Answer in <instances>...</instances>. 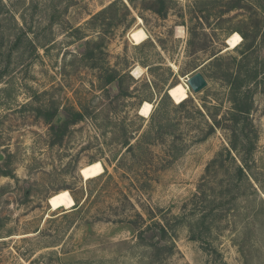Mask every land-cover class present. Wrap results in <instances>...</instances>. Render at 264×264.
<instances>
[{"label": "rangeland", "instance_id": "374dc122", "mask_svg": "<svg viewBox=\"0 0 264 264\" xmlns=\"http://www.w3.org/2000/svg\"><path fill=\"white\" fill-rule=\"evenodd\" d=\"M160 3L0 0V264H264V0H168L164 17ZM235 33L258 75L240 86L257 133L247 166L225 156ZM195 73L206 86L173 99ZM93 162L104 172L85 181ZM238 166L250 186L231 190ZM56 193L70 205L51 211Z\"/></svg>", "mask_w": 264, "mask_h": 264}, {"label": "trees", "instance_id": "16d2710c", "mask_svg": "<svg viewBox=\"0 0 264 264\" xmlns=\"http://www.w3.org/2000/svg\"><path fill=\"white\" fill-rule=\"evenodd\" d=\"M167 1L168 0H166V2ZM166 2L164 0H161L159 7H157L156 9H151V10H153L156 15L164 17L165 11H166ZM114 4L115 3L110 4L109 7L106 8L102 13L112 8ZM241 44H242V48L240 52V59L237 60L236 63L225 64L224 66L226 68L225 72L227 73L229 77V80L226 84L230 88V90L228 91L229 96H230L229 101H230V104L232 105L231 112H230V115L232 117V122H231L232 127L231 129H229L230 130V136L228 138L229 147L225 151L226 153L225 156L226 158H229L233 161L235 160V158L237 159L238 157L241 163L244 166H247L246 158L249 155H251L254 149V144H256V141H257V133L254 131L253 128L252 129L250 128L251 131L247 130V127L251 126V122L248 120V118H249V114H250V111L252 109V104H253L252 100L250 99V96H252V93L250 92V89H248L246 90V92H243L242 94V92L240 91V86L245 85L251 80L257 79L258 75H257L256 70H254V72H251L249 71V69H247L249 62L253 59L254 49L252 48L251 43H249V39L246 35H242ZM221 60H222V56L214 57L211 61H209L208 66L212 70L214 68H218L219 66H223L220 64ZM233 60H236V59H233ZM245 67H246L247 72H243L245 70L244 69ZM232 75H235L234 79H231ZM114 78H115L114 74L108 75L106 79V84H109L110 82H112ZM262 80L264 81V75H263ZM164 97H166V94H164V96L160 99V102ZM185 98L186 97H183L179 101H183L185 100ZM181 106H182L181 103L178 104V107H181ZM52 116L53 115H49L46 121L50 122L52 120ZM244 120H246V122H243ZM241 123L244 127L242 129L240 128L238 129L237 126ZM238 148L244 153L242 154V156L240 155L241 153H239ZM232 152L236 153V155L232 156ZM221 156H222V153L219 154L216 158H214L207 165L205 169V174L203 176L204 178L201 181V186H203L202 184H203V180L205 179V177H207V175H210L212 168H216L219 166L222 167V165L224 164V161L222 160ZM234 177H235L234 183L232 182L231 183L232 185L230 184V186H228L229 188L231 187V190L238 188L237 182L242 183L244 181L250 186L249 177L246 176V173L243 171V169L240 166L237 167V174ZM228 187L226 189V192L229 191ZM252 188L253 187L251 184V189ZM202 191L203 190L200 188L195 198H199V196L204 197V193ZM66 201H67L66 206L70 205V200L67 197H66ZM74 202L76 206V201L74 200ZM170 230L171 229L168 226L161 228V231L163 232V234L164 233L166 234V232L168 233V231L170 232ZM168 239L174 240V234L172 235V237H169Z\"/></svg>", "mask_w": 264, "mask_h": 264}, {"label": "bare ground", "instance_id": "6f19581e", "mask_svg": "<svg viewBox=\"0 0 264 264\" xmlns=\"http://www.w3.org/2000/svg\"><path fill=\"white\" fill-rule=\"evenodd\" d=\"M177 1V0H176ZM142 23L141 19H139V25ZM129 37L132 42H134L137 45L142 43L146 39V34L142 30H134L129 34ZM227 41L228 50L235 49L237 46L240 45L242 39L241 37L235 33L231 35ZM134 74L139 75V70H136ZM176 88V86H174ZM189 90L187 84L181 87L176 88L173 91V99L178 98L185 94ZM188 93V92H187ZM177 100V99H175ZM152 104L148 102H143L141 106L139 107L138 113L140 116L144 118H149L152 113ZM104 172V167L100 162H93L90 163L80 169V175L81 177L87 181L94 178H97L98 176L102 175ZM47 203L51 209V211H57L63 207L66 206V197L63 193H56L52 196H50L47 199Z\"/></svg>", "mask_w": 264, "mask_h": 264}, {"label": "water", "instance_id": "95a60500", "mask_svg": "<svg viewBox=\"0 0 264 264\" xmlns=\"http://www.w3.org/2000/svg\"><path fill=\"white\" fill-rule=\"evenodd\" d=\"M186 84L192 91V93H198L206 86V82L200 73H195L192 76L188 77L186 79ZM166 94L168 95V90L166 91Z\"/></svg>", "mask_w": 264, "mask_h": 264}]
</instances>
